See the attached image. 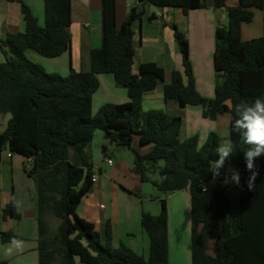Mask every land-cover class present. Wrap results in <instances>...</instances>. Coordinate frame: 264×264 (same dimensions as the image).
Segmentation results:
<instances>
[{"label": "trees", "instance_id": "16d2710c", "mask_svg": "<svg viewBox=\"0 0 264 264\" xmlns=\"http://www.w3.org/2000/svg\"><path fill=\"white\" fill-rule=\"evenodd\" d=\"M21 4L24 31L0 40V132L1 152L23 156L24 170L36 183L39 264H170L167 201L161 198L159 215L142 213L141 225L148 235V257L137 255L121 243L113 245L110 224L98 231L93 222L80 217L77 209L94 186V164L89 148L95 133L118 146L133 149L140 137L148 151L134 152L133 172L141 183L154 181L163 194L187 189L191 198L192 264H264V152L251 157L254 146L244 142L236 120L259 99L264 103V34L244 40L242 27L253 21L255 9L263 11L264 0H214L216 9H226L228 26L218 22L214 66L218 80L213 98L202 97L194 78L190 43L177 24H171L179 45L183 70L172 72L163 87L164 99L181 107H201L205 118L215 120L229 113L231 146L221 151V137L211 132L205 144L198 135L180 140L181 116L142 107L144 95L164 81L165 69L154 61L143 62L134 73L137 22L151 5L159 9H204L207 0H138L118 29L116 0H102V45L90 53L89 71L72 70L67 76L50 73L28 58L29 49L43 57L57 58L71 46L72 0H44V24L24 0ZM159 17L150 13L151 21ZM110 74L128 95L126 103H106L93 115L99 76ZM164 161L160 164V161ZM236 192L228 193L229 179ZM209 185L210 191L203 192ZM211 195V197H210ZM58 218L55 230L46 215ZM21 219L12 199L3 217ZM2 243L21 241L12 231L1 232ZM212 246V249L210 248ZM0 264H9L0 261Z\"/></svg>", "mask_w": 264, "mask_h": 264}, {"label": "crops", "instance_id": "0c3cea01", "mask_svg": "<svg viewBox=\"0 0 264 264\" xmlns=\"http://www.w3.org/2000/svg\"><path fill=\"white\" fill-rule=\"evenodd\" d=\"M24 1L31 7L34 15L39 19L40 23L43 25L44 0ZM137 2L138 0H116L118 29L122 26V24L128 17L130 9L134 5H136ZM227 4L228 6H235L239 4V0H227ZM152 12L153 10H151L150 8L148 13H146L143 17L142 23H136L135 39L138 40V32L140 31L141 47H144L146 44L148 46L154 45L156 47V50L160 52L163 56H166V51L168 49L171 51V54L168 56L171 63L169 67L168 65H166L167 63H160L158 59H142L141 61V63L147 61H154L157 62L159 65L163 66L165 69V77L163 83L167 84L171 82L173 70H183L182 57L179 45L174 37V30H170L169 26V24L172 22L170 15H172L173 18L178 19V23L175 24H177L178 28L182 32L186 33L189 39L190 53L196 76L197 72H199V69H201L202 65H208L207 68H209L214 63V54L216 47V28L218 25V23H216L215 18L216 14H219L217 12V9L215 8L214 0H207L206 8L191 10L188 13L174 8H167L163 10L159 9L158 13L155 12L159 18L153 21L149 19L150 13ZM220 14H222V18L228 16L225 8L221 9ZM72 18L73 22L70 28V32L72 34V42L70 49L66 53L62 54L60 57L57 58H46L39 54L37 51L29 49L27 51L28 58L42 65L46 69V71L50 73H58L63 76L69 75L72 70L89 71L91 69L90 53L93 49L100 48L102 45V0H72ZM24 25L25 24L23 22L21 13V4L18 2H10L8 0H0V40H4L10 33L24 31ZM182 25L184 26V29L181 28ZM146 27L147 31H149L147 32V34ZM152 27L157 31L153 32ZM186 28H188V30H186ZM263 34V12L260 9H255V16L253 21L244 24L242 27V37L244 40H251L254 38L261 37ZM212 52H214V54L210 55L209 53ZM136 72L137 71L134 70V73ZM99 79H101L103 82L105 81L107 85V89L105 90V98L102 102V105L106 103L120 104L129 101L127 92H125L126 90L124 91L122 90L123 88L117 87V85H115V80L113 76H111L110 74L101 75L99 76ZM110 87H113L114 90L110 89ZM159 89V95H162L164 97L163 87ZM150 93L155 92L152 91ZM145 95H147V93ZM95 97L96 96L94 95L93 106L95 103ZM152 97L157 98V96L155 95H152ZM160 103L163 104L162 101H160ZM170 106L175 108V110L180 109L181 107L176 101L173 100L170 102L167 101L166 107L169 108ZM215 121L217 122L216 128L221 135L219 133L218 134L223 139L224 136H228L226 137L228 141V144L226 145L230 147V114H220L215 119ZM137 141L140 145L137 150L140 153H144L145 151H147V147L141 145L140 137H137ZM5 152L6 151L4 150L3 153ZM3 153L0 156V186H2V171L7 168V165L9 163L11 165V172L14 174L17 165L20 166L21 164L24 169V163L26 161V159L22 156L23 158H21L17 162V159L14 157V154H12L11 157H8L7 152L6 155H3ZM100 170H95V172H98L99 174L98 182L94 183L92 191L83 198L82 202L80 203L77 209V214L80 217L93 222L96 226V229H99L98 231H102L106 227L107 222H110L111 220V214L108 213L103 216L100 210H98L99 206L96 202V198L99 197V195L101 194L102 176L100 175ZM135 179L136 183L138 184L139 178L137 175ZM12 190H14L13 200L16 204V210L21 215V219H18L13 223L14 226L16 224L20 226L17 227L18 230L12 228V226L7 229V231H14L18 235H20L24 239V241L4 244L1 241L0 235V261L6 260L9 262V264H39L38 222L36 211L37 203L34 200L33 203L29 201L28 203H26V200L24 198L19 197V192L23 191L22 187L18 188L17 186H14V189ZM5 196L6 195L3 196V192L0 191V210L2 209L1 215L4 221L6 220V218L3 217V204L6 206L9 201L12 200V192L10 197L11 199L8 202ZM82 205L83 215H80L79 209ZM100 208L103 209L104 205L101 204ZM143 212L145 211H143V209H140L139 207L138 210L136 209L135 225H138L141 221V216ZM129 215V213H126V216ZM26 219H29L30 222ZM27 224L30 225V228ZM22 228L23 233L22 231H20ZM2 231L3 229L0 228V233ZM112 232L114 242L115 233L114 231ZM141 232L144 231L140 230V233ZM132 236L133 235L131 234V230L128 228L126 230L125 236L121 234L118 235V245L124 243L136 253L141 247L138 245V242L133 239ZM31 239H33L34 242L30 241ZM144 240L145 239H143V249H141L143 253L148 252L149 249V241ZM35 241H37V243Z\"/></svg>", "mask_w": 264, "mask_h": 264}, {"label": "rangeland", "instance_id": "374dc122", "mask_svg": "<svg viewBox=\"0 0 264 264\" xmlns=\"http://www.w3.org/2000/svg\"><path fill=\"white\" fill-rule=\"evenodd\" d=\"M182 10V9H178ZM183 11V10H182ZM262 11V10H261ZM221 12V11H220ZM216 14V23H218L217 17L220 19V24L228 26V16L222 18V14ZM263 12V11H262ZM172 22L169 24L170 30H172L171 24L178 23L177 18H173L170 15ZM177 20V22H176ZM148 22V21H145ZM256 22V21H255ZM181 23V22H180ZM257 23V22H256ZM138 24V22H137ZM258 24V23H257ZM184 25V24H183ZM181 26L183 28L184 26ZM136 28V25H135ZM140 28V27H139ZM153 28V27H152ZM184 29V28H183ZM188 30V28H186ZM185 30V31H186ZM152 31H157L154 28ZM146 27V34H147ZM175 37V36H174ZM134 46L136 49V55L134 58L133 69L139 73V65L142 59H158L161 63H167L168 67L171 65L169 55L171 51L168 49L166 51V56H163L160 52L156 50L154 45L148 46L147 44L144 47H141L140 31L138 32V40L135 39ZM28 51V50H27ZM177 51V50H176ZM27 54V52H26ZM210 55L214 52L209 53ZM197 55V53H196ZM0 59H4L3 55L0 53ZM30 59V58H29ZM192 60V57H191ZM213 61V59H212ZM193 64V62H192ZM138 66V68H137ZM208 65H202L197 76L195 74L194 66V78L196 89L198 93L205 98L214 97V89L218 80L216 69L214 63L207 68ZM174 71V70H173ZM106 75V74H104ZM112 76V75H111ZM101 78V77H100ZM100 80V87L95 93V103L93 106V115H97L99 109L101 108L102 102L105 98V90L107 85L105 81ZM209 81V85H208ZM168 84V83H167ZM117 87L123 88L115 82ZM166 84L163 81H160L157 88L153 90L155 93L148 92L147 95L142 100V107L145 111L150 109H160L172 116H181L183 119V126L180 134V140L185 141L192 138L195 135L199 136L200 145L206 143L207 138L211 132H218L216 126L217 122L203 116V109L201 107H185L175 110L173 107H166L167 101L164 97L159 95L161 87H164ZM116 88V87H115ZM110 89H113V87ZM114 90V89H113ZM122 90L125 91L123 88ZM126 92V91H125ZM152 92V91H151ZM116 93V92H115ZM152 95L157 96L153 98ZM159 97V98H158ZM163 102V104L160 103ZM172 100H169L170 102ZM11 115L4 114L0 124V132L5 131L7 128L8 121L10 120ZM224 118V117H223ZM222 126V125H221ZM228 129V127H227ZM220 134V133H219ZM221 135V134H220ZM221 137V136H220ZM228 136H224V139L221 137V149H228V141L226 139ZM140 145L138 144L137 137H135L133 149H138ZM151 146L147 147V151ZM133 149L128 147L118 146L115 143H112L109 139L105 137V133L101 130L96 131L94 139L90 145V161L94 164V170L101 169L100 175L101 178V194L96 198L98 210L104 216L105 214H111L110 224L112 231H114V246H118V235H126V230L129 228L133 239L138 242V245L141 247L136 254L142 255L145 258L148 257V252L143 253V239L144 241H149L147 233L144 231L141 225V221L138 225H135V213L138 207L143 209V211L151 213L153 215H159L162 212V204L160 202L161 198H165L167 201V211H168V223H169V245H170V264H192V220H191V198L190 193L187 189L177 191L170 194H163L155 185L154 181L160 180V175L157 172L152 173L151 181L138 184L136 183V174L133 172L134 164V152ZM6 155V152L3 153ZM14 157L18 160L23 158L19 154H14ZM9 159V158H8ZM109 160H112V164L109 163ZM164 161H160V164H163ZM24 172L23 166L17 165V168L14 174L11 172L10 163L7 165V168L2 171L1 176V185L0 191L3 192V196L7 198V202L14 198V186L18 188L22 187L23 191L19 192V197L24 198L26 203L33 200L37 203L39 199V194L36 188V183L34 179ZM235 179L230 178L228 193L233 195L236 192ZM135 184V186H134ZM138 186V188H137ZM105 189V190H104ZM9 194V195H8ZM211 197V195H210ZM11 201V200H10ZM9 201V202H10ZM103 204L104 208L101 209L100 205ZM6 206L3 204V208ZM37 211V207H36ZM80 215H83V205L79 209ZM2 209L0 210V228L3 229L2 232H8L7 229L10 227L18 230L19 225H13L14 221L18 219H12L7 215L6 220L2 219ZM126 213H129V216H126ZM47 222L52 230H55L58 227L59 219L54 215H46ZM29 221V219H26ZM30 222V221H29ZM28 225V224H27ZM30 228V225H28ZM5 230V231H4ZM99 230V229H98ZM140 230L144 232L140 233ZM23 233V228L20 230ZM14 232V231H12ZM15 233V232H14ZM18 235L17 233H15ZM20 236V235H18ZM21 237V236H20ZM24 239L17 242H23ZM30 241H33L31 239ZM34 242V241H33ZM37 243V241H35ZM212 249V246L210 247ZM80 264V263H79Z\"/></svg>", "mask_w": 264, "mask_h": 264}, {"label": "clouds", "instance_id": "9594fccd", "mask_svg": "<svg viewBox=\"0 0 264 264\" xmlns=\"http://www.w3.org/2000/svg\"><path fill=\"white\" fill-rule=\"evenodd\" d=\"M237 130H243L244 142L254 147L246 153L248 158L247 167L251 168V157L264 152V103L259 99L255 101L254 106H249L240 113V118L236 120ZM224 155H227L226 149H221ZM239 180L238 176L234 177Z\"/></svg>", "mask_w": 264, "mask_h": 264}, {"label": "built area", "instance_id": "2783aa9c", "mask_svg": "<svg viewBox=\"0 0 264 264\" xmlns=\"http://www.w3.org/2000/svg\"><path fill=\"white\" fill-rule=\"evenodd\" d=\"M7 152V156L8 157H11L12 156V153L9 151V150H5ZM3 152H1V149H0V156L2 155ZM109 163L112 164V160H109ZM93 182L96 183L98 182L99 180V174L98 172H95L94 176H93ZM210 191V187L209 185H204L203 186V192L204 193H208Z\"/></svg>", "mask_w": 264, "mask_h": 264}, {"label": "water", "instance_id": "95a60500", "mask_svg": "<svg viewBox=\"0 0 264 264\" xmlns=\"http://www.w3.org/2000/svg\"><path fill=\"white\" fill-rule=\"evenodd\" d=\"M151 10H153V12L158 13L159 12V8L156 5H151ZM221 11V9H217V12L219 13ZM218 22L220 21V19L217 17Z\"/></svg>", "mask_w": 264, "mask_h": 264}]
</instances>
